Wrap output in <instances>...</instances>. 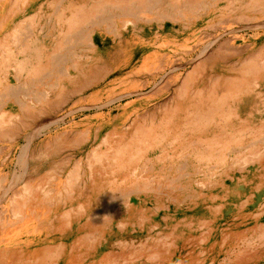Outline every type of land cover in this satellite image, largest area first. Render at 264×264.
Instances as JSON below:
<instances>
[{"label":"rangeland","instance_id":"1","mask_svg":"<svg viewBox=\"0 0 264 264\" xmlns=\"http://www.w3.org/2000/svg\"><path fill=\"white\" fill-rule=\"evenodd\" d=\"M0 264H264V0H0Z\"/></svg>","mask_w":264,"mask_h":264},{"label":"bare ground","instance_id":"2","mask_svg":"<svg viewBox=\"0 0 264 264\" xmlns=\"http://www.w3.org/2000/svg\"><path fill=\"white\" fill-rule=\"evenodd\" d=\"M116 1V0H115ZM119 2V1H118ZM163 3V2H162ZM130 4V3H129ZM126 5H127V3H126ZM161 5V4H160ZM163 6V5H162ZM114 7V6H113ZM164 8V7H163ZM75 10V9H74ZM75 11H78V9L77 10H75ZM96 12V11H95ZM143 12H145V13H149V14H151L152 16L153 15H156L157 17H159V18H163L164 16L166 17V18H170V13L167 11V9H163V11H158L156 8H144V10H143ZM72 13V12H71ZM126 13V17H131V16H135V15H137L138 14V11H137V9H127V11L125 12ZM67 14V13H66ZM97 14V13H96ZM117 14V13H116ZM95 15V14H94ZM113 16H114V14H112ZM111 15V16H112ZM176 15V14H175ZM88 16H90V15H88ZM110 16V15H109ZM95 17H97V16H95ZM104 17V16H103ZM154 17V16H153ZM101 18H102V16H101ZM107 18H108V16H107ZM111 18V17H110ZM89 20V19H88ZM91 20H92V18H91ZM98 20H100V19H98ZM90 21V20H89ZM92 21H94V19L92 20ZM106 21V20H105ZM110 21V20H109ZM117 21V20H116ZM70 22V21H69ZM87 22V21H86ZM85 22V23H86ZM94 22H96L97 23V21H94ZM99 22V21H98ZM63 23V22H62ZM67 23V22H66ZM93 23V22H92ZM107 23H108V20H107ZM111 23V22H110ZM68 24V23H67ZM122 24V23H121ZM62 26V25H61ZM66 26V25H65ZM126 26H127V30H129V23L128 22H126ZM63 27H64V25H63ZM119 27V26H118ZM66 28V27H65ZM64 30V29H63ZM78 30V29H77ZM14 31V30H13ZM42 31V30H41ZM48 31V30H47ZM85 31H87V30H80V32L77 34V42H78V40H79V48L81 47V50L82 51H85L86 50V47H84L85 45H87V46H91V44H90V40L92 41V39H90V37H91V34L89 33H84ZM14 32H16V31H14ZM77 33V32H76ZM114 33H115V31H114ZM118 33V32H117ZM32 34V33H31ZM71 34H73V32L71 33ZM119 34V33H118ZM122 34V33H121ZM34 35V34H33ZM74 35H75V33H74ZM14 36V35H13ZM41 36V35H40ZM74 37V36H73ZM25 38V37H24ZM28 38V37H27ZM69 36H67V38H65L64 39V42H63V44H66L67 45V48H66V50L64 51V53H63V55H62V60L64 61L65 60V63H66V61H68L69 59H70V51H71V49H69L70 47V42H69ZM95 39V38H94ZM23 40H25V39H23ZM41 40V39H40ZM20 41V40H19ZM25 41H27V39L25 40ZM30 41V40H29ZM33 41V40H32ZM71 41V40H70ZM16 42V41H15ZM17 42H18V40H17ZM23 42V41H22ZM72 43V42H71ZM73 43H75V40L73 39ZM30 44V43H29ZM34 44V43H33ZM23 45V44H22ZM38 45V44H37ZM69 45V46H68ZM20 46H21V44H20ZM65 46V45H64ZM74 46V45H73ZM22 47V46H21ZM26 47H27V45H26ZM63 47V46H62ZM61 47V48H62ZM66 47V46H65ZM72 47V46H71ZM24 48V47H23ZM57 48V47H56ZM58 48H60V47H58ZM60 48V49H61ZM88 48V47H87ZM6 49V48H5ZM28 49H29V47H28ZM60 49H58V50H60ZM63 49V48H62ZM75 49V48H74ZM89 49H90V47H89ZM73 50V49H72ZM76 50V49H75ZM74 50V51H75ZM81 50H80V52H81ZM88 50V49H87ZM22 51H23V49H22ZM55 52H56V49H55ZM76 53V52H75ZM172 54L170 55V56H168L170 59H169V61L168 62H165L164 63V60L166 59V58H168V57H160V58H152L151 57V54H149L148 52H146V51H144V53L141 55V60H140V62H139V64L137 65V67H136V69L134 70V73H135V75L137 76V77H139L140 75H142L141 77H147V78H150V79H153L154 81L156 80V78H164L165 77V75H167L166 74V72H167V69H170V70H173L174 69V64H173V62L172 61H175L176 59H174L173 57H174V55L176 54V51L174 52V51H172L171 52ZM57 54H58V52H57ZM78 54V53H77ZM6 56V55H5ZM74 54H73V58H74ZM81 56V55H80ZM48 60H49V62L50 63H54V61L57 63L58 61L60 62L61 60H58V58H57V56L56 55H54V54H52V55H50L49 56V58H48ZM77 62V61H76ZM169 62H171V64H170V68H167V63H169ZM4 63V62H3ZM5 64V63H4ZM64 64V63H63ZM177 64V63H176ZM13 65V64H12ZM63 66V65H62ZM69 66V65H68ZM72 66H73V64H72ZM8 67V66H7ZM63 68H65V66L63 67ZM49 69H50V67H49ZM53 69V68H52ZM61 69V68H60ZM60 69H58V70H60ZM66 69V68H65ZM64 70V69H63ZM62 70V71H63ZM55 71V70H54ZM57 71V70H56ZM66 71H67V69H66ZM175 71V70H174ZM58 72V71H57ZM56 72V73H57ZM48 73H50V72H47V74ZM52 73V72H51ZM50 73V74H51ZM59 73V72H58ZM62 73V72H61ZM65 73H68V71L67 72H65ZM46 74V73H45ZM49 75V74H48ZM52 75V74H51ZM44 76V75H43ZM42 75L40 76V77H43ZM35 79V78H34ZM42 79V78H41ZM45 79V78H44ZM30 80V79H29ZM33 80V79H32ZM47 80V79H46ZM171 80H172V77H170L169 78V80L168 81H170L171 82ZM56 81V80H55ZM241 82V81H240ZM237 84V83H236ZM147 85H149V84H147ZM165 86V85H164ZM249 87V86H248ZM9 90V89H8ZM7 91V90H6ZM234 92V91H233ZM4 94H6L5 92H4ZM181 94V93H180ZM177 95V94H176ZM217 102V101H216ZM219 102V101H218ZM219 104V103H218ZM225 105V104H224ZM192 106V105H191ZM218 106V105H217ZM222 106V105H221ZM202 107V106H201ZM191 108V107H190ZM212 108V107H211ZM217 108V107H216ZM220 109V108H219ZM229 110V109H228ZM230 111V110H229ZM195 112V111H194ZM218 112V111H217ZM224 112V111H223ZM176 113V112H175ZM196 113V112H195ZM220 113V112H219ZM228 113V112H227ZM217 114V113H216ZM215 115V114H214ZM223 115V114H222ZM200 116V115H199ZM199 116H197V117H199ZM216 116V115H215ZM237 116V115H236ZM196 117V118H197ZM219 117V116H218ZM234 117V116H233ZM206 118V120H207V117H205ZM198 119V118H197ZM201 119V118H200ZM200 119H198V122H199V120ZM227 119H229V118H227ZM178 120V119H177ZM225 120V119H224ZM230 120V119H229ZM204 121V120H203ZM213 121V120H212ZM218 122V121H217ZM228 122V121H227ZM201 123H204V122H202L201 121ZM209 123V122H208ZM224 123H226V122H224ZM180 124V123H179ZM194 124V123H193ZM198 124V123H197ZM200 124V123H199ZM206 123H204V125H205ZM213 124V123H212ZM211 124V125H212ZM221 124V123H220ZM224 125V124H223ZM231 125V124H230ZM240 125V124H239ZM242 125H244V124H242ZM153 126V125H152ZM221 126V125H220ZM237 126V125H236ZM171 127V126H170ZM205 127H206V125H205ZM233 128V127H232ZM181 129V128H180ZM175 130V129H174ZM203 130V129H202ZM223 130V129H222ZM176 131V130H175ZM209 131V130H208ZM226 131V130H225ZM234 131V130H233ZM153 132V131H152ZM197 132V131H196ZM210 133H211V131H209ZM235 132V131H234ZM218 133H219V131H218ZM236 133V132H235ZM149 134V133H148ZM174 134V133H173ZM176 134V133H175ZM192 134H194V133H192ZM200 134V133H199ZM232 134V133H231ZM151 135V134H150ZM185 135V134H184ZM198 135V134H197ZM202 135V134H201ZM200 135V136H201ZM194 136V135H193ZM196 136V135H195ZM232 136V135H231ZM186 137H188V136H186ZM185 138V137H184ZM199 138V137H198ZM230 138H232V137H230ZM203 139V138H202ZM203 140H205V139H203ZM127 141V140H126ZM126 143H128V142H126ZM253 143V142H252ZM129 144V143H128ZM164 144V143H163ZM206 144H207V142H206ZM127 145V144H126ZM228 145V144H227ZM128 146V145H127ZM132 147V146H131ZM205 147V146H204ZM126 148V147H125ZM142 148H144V146L142 147ZM190 149V148H189ZM226 149V148H225ZM212 150V149H211ZM223 154V153H222ZM158 155V154H157ZM226 155V154H225ZM222 157V156H221ZM152 158V157H151ZM155 158H156V156H155ZM140 160H141V158H140ZM148 160V159H147ZM156 160V159H155ZM166 160V159H165ZM176 161H177V159H176ZM175 161V162H176ZM166 162V161H165ZM155 163V162H154ZM158 163V162H157ZM156 163V164H157ZM149 164V163H148ZM175 164V163H174ZM173 164V165H174ZM152 165V164H151ZM163 165V164H162ZM135 166V165H134ZM172 166V165H171ZM149 167H150V165H149ZM158 167V166H157ZM166 167V166H165ZM169 167H170V165H169ZM169 167H168V169H169ZM141 168V167H140ZM143 168V167H142ZM153 168V167H152ZM151 168V169H152ZM131 169V168H130ZM143 169H145V168H143ZM151 169H149V170H151ZM136 170V169H135ZM146 170V169H145ZM144 170V171H145ZM148 170V168H147V170L146 171H149ZM152 170H154V169H152ZM158 170V169H157ZM143 171V170H142ZM141 172V171H140ZM162 172V171H161ZM168 172H170V173H168ZM130 173H131V171H130ZM135 173V172H134ZM156 173H158L157 171H156ZM148 174V173H147ZM152 174V173H151ZM150 174V175H151ZM141 175H143V174H141ZM163 175H164V180H165V184H166V186H167V188H166V190H164V195H171V196H176L177 197V199L178 198H181V197H183L184 195L185 196H187L188 197V195L186 194V192H185V189H186V185H185V181H184V179H185V177H184V174L182 173V168L180 167V166H176L175 168H170L169 169V171H166V173H163ZM133 176V175H132ZM138 176V175H137ZM76 177V176H75ZM151 177V176H150ZM141 178V177H140ZM130 179V178H129ZM123 180V179H122ZM155 184H156V182H155ZM154 184V185H155ZM144 185V184H143ZM113 186V185H112ZM147 186V185H146ZM120 187H123V186H120ZM125 187V186H124ZM132 187V186H131ZM112 188V187H111ZM129 188V187H128ZM133 188H134V186H133ZM154 188V187H153ZM132 189V188H131ZM148 189V188H147ZM128 190V189H127ZM141 190V189H140ZM146 190V189H145ZM68 191V190H67ZM136 191V190H135ZM135 191H133V192H135ZM142 191V190H141ZM126 192V191H125ZM110 193V192H109ZM108 193V194H109ZM129 192H127V194H128ZM131 193V192H130ZM147 193L149 194V192L147 191ZM126 194V193H125ZM126 194V195H127ZM163 194V193H162ZM104 195H105V193H104ZM124 195V194H123ZM31 196V195H30ZM149 196V195H148ZM28 197H29V195H28ZM33 197V196H32ZM31 197V198H32ZM108 197H110V196H108ZM129 197V196H128ZM127 197V198H128ZM139 197V196H138ZM141 197V196H140ZM31 198H29L30 200H31ZM34 198V197H33ZM28 199V200H29ZM103 199V198H102ZM162 199V198H161ZM96 200V199H95ZM115 202V201H114ZM109 205V204H108ZM82 223V222H81ZM76 224V223H75ZM86 224H88V222L86 223ZM85 224V225H86ZM89 226V225H88Z\"/></svg>","mask_w":264,"mask_h":264}]
</instances>
